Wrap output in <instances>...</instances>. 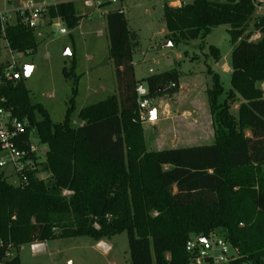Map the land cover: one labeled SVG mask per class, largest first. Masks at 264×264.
Here are the masks:
<instances>
[{
  "label": "trees",
  "instance_id": "obj_1",
  "mask_svg": "<svg viewBox=\"0 0 264 264\" xmlns=\"http://www.w3.org/2000/svg\"><path fill=\"white\" fill-rule=\"evenodd\" d=\"M51 2L44 17L71 31L80 25L84 16L73 0ZM256 10L255 0H193L163 8L167 38L178 45L230 26L231 89L225 92L220 75L207 71L212 145L147 149L137 89L144 85L150 100L176 95L180 73L172 69L136 80L137 35L122 9L106 15L119 94L82 109L81 126L72 123L80 79L75 64L71 71L63 69L75 88L64 121L57 124L42 104L32 103L19 79L5 80L0 106L26 124L18 148L28 150L34 135L46 153L24 184L9 183L0 170V264H21L17 253L27 245L78 237L99 243L123 232L130 264H188L189 240L211 233H220L237 251L233 264H264V89L259 86L264 83V14L256 16ZM257 33L261 37L251 41ZM2 40L12 53L26 57L40 46L35 30L19 18L5 35L0 32V61ZM209 50L219 61V50ZM8 66L0 65V77ZM240 99L236 117L231 106Z\"/></svg>",
  "mask_w": 264,
  "mask_h": 264
},
{
  "label": "rangeland",
  "instance_id": "obj_2",
  "mask_svg": "<svg viewBox=\"0 0 264 264\" xmlns=\"http://www.w3.org/2000/svg\"><path fill=\"white\" fill-rule=\"evenodd\" d=\"M73 1L79 15L84 16L80 26L71 31L60 20L50 21L49 17H44L35 31L40 43L38 50L18 62L20 66L29 65L34 68L27 78L21 75L19 77V81L30 91L32 103L42 104L54 123L63 122L75 88V80H67L63 75V69L71 71L74 64L75 74L80 76L76 87L75 110L72 113V123L75 127L81 126L79 113L82 109L109 97L118 96L119 85L110 55V41L104 14L108 10L122 8L130 30L137 35L138 45L133 53L136 80L142 81L172 69H177L180 73L178 94L173 96L167 94L151 101L150 108H158L159 119L162 107L166 104L169 105L171 112L175 111L177 117L176 121L162 125V120L155 124V116L150 115L152 123L150 121L143 123L147 149L163 151L187 145L185 142L181 144L171 140L157 144L155 133L157 129L162 128L169 135L168 139L172 137L174 127L181 129L188 125L187 113L194 108L198 110L201 118L205 111L210 112L208 90L212 87V78L207 73L209 67L220 75L225 92L231 89V74L225 73L222 67L227 64L231 70L233 46L229 35L230 26L213 29L204 40L198 39L178 45L167 38L168 31L163 19V8L168 3L166 0H120L104 10L86 9L81 0ZM192 1L183 0V3L189 4ZM28 2L29 0H0V13H7L10 25H15L17 11L24 8ZM31 3L34 6H46L52 2L31 0ZM261 14L257 9L256 16ZM59 27L66 29L67 34H61ZM1 45L0 65H9L11 51L5 40H2ZM210 47L219 50L221 58L218 62L210 54ZM259 86L262 87V84ZM225 98L224 94L220 98V103H223ZM241 102L240 99L231 106V113L236 117ZM153 123L155 125H152ZM213 142L212 140L210 144ZM45 153L46 147H40V162L45 161ZM1 171L5 173L9 183L18 185L17 178L9 177L12 173L11 168ZM39 177L47 178V175L40 173ZM101 242L111 248L109 253L103 252L98 246ZM101 242L98 243L90 237L54 240L45 243L46 249L43 252L36 253L27 245L17 254L21 264H69L68 260H72L73 264H130L126 232Z\"/></svg>",
  "mask_w": 264,
  "mask_h": 264
},
{
  "label": "built area",
  "instance_id": "obj_3",
  "mask_svg": "<svg viewBox=\"0 0 264 264\" xmlns=\"http://www.w3.org/2000/svg\"><path fill=\"white\" fill-rule=\"evenodd\" d=\"M86 9H99L105 4H116L120 0H81ZM155 1V0H153ZM172 7H179L183 5V0H166ZM256 8L264 14V0H255ZM47 6V5H46ZM46 6H34L29 0L24 8L17 11L16 20L21 19V22L32 30H38L39 25L47 13ZM10 25L7 13H0V32L5 35L6 27ZM61 34H67L66 29L59 27ZM251 41L258 40L256 35L252 36ZM9 66L6 69L5 76L0 77V86L5 80L14 81L20 77L19 60L25 57L23 53H12ZM16 56V57H15ZM18 75V77H17ZM138 105L140 111V118L143 123L148 121V112L152 109L151 101L147 98L148 91L144 85H140L137 89ZM0 101L4 99L0 98ZM26 124L14 117L11 112L0 106V170L11 168V178H17L18 185L27 182L28 172L35 169L36 162L39 160V149L43 147L39 144L34 135L29 138V149L20 150L18 148L21 143V137L25 132ZM35 157V159H34ZM13 175V176H12ZM65 196L71 195L72 192L65 191ZM203 236L192 237L186 246V251L189 255L188 264H233L237 259L238 253L233 249L228 242H226L220 233H211L204 241H200ZM32 250L36 253L45 251V243H35L30 245ZM101 250L109 253L111 248L104 242L98 244Z\"/></svg>",
  "mask_w": 264,
  "mask_h": 264
},
{
  "label": "crops",
  "instance_id": "obj_4",
  "mask_svg": "<svg viewBox=\"0 0 264 264\" xmlns=\"http://www.w3.org/2000/svg\"><path fill=\"white\" fill-rule=\"evenodd\" d=\"M108 7L109 6L102 7V8H99V10H104ZM117 9H122V8H116V9L106 11L104 14L105 18H106V15L110 11L117 10ZM124 14H125V12H124ZM81 22H80V24H81ZM256 36L258 37V39L261 37V35L259 33H257ZM216 62H218V61H216ZM222 67H223V70L225 73L231 74L232 69L229 70V66L227 64H224ZM214 72L217 73L216 71H214ZM263 85H264V83L262 84V87H263ZM169 108H170L169 105H167V104L165 106L163 105L160 119L158 118V108H152L148 112V121H150V122L152 121L150 118V115L153 113L155 116V122H154L155 124L159 123L161 120L163 121L162 125L170 124V121H173V122L176 121L177 116L175 114V111L173 113L170 111ZM238 109H239V106H238ZM204 113H205V115L202 116V118H201L200 115H198V110L196 108H194V110H192L191 112H188L187 113V116L189 119L188 125L186 127L181 128V129L174 127L172 129V137L170 136L168 139H167V136H169V135L162 128L157 129V132L155 133L156 143L160 144L161 141L171 140V142H180L181 144L183 142H185L184 144H187V145H184L183 147L207 146V144L211 145L210 142H212V140L215 142V128H214V124H213V118H212L211 111L210 112L205 111ZM154 123L152 125H155ZM214 142H213V144H214ZM68 263L73 264V261L68 260Z\"/></svg>",
  "mask_w": 264,
  "mask_h": 264
},
{
  "label": "water",
  "instance_id": "obj_5",
  "mask_svg": "<svg viewBox=\"0 0 264 264\" xmlns=\"http://www.w3.org/2000/svg\"><path fill=\"white\" fill-rule=\"evenodd\" d=\"M66 54L69 55V53H66ZM33 70H34L33 66L22 65V66H20V75L24 78H27L28 76H30L32 74ZM17 77H18V75H17ZM153 115H154V113H153ZM200 241H204V237H201Z\"/></svg>",
  "mask_w": 264,
  "mask_h": 264
}]
</instances>
